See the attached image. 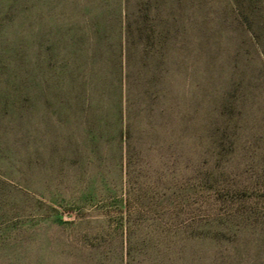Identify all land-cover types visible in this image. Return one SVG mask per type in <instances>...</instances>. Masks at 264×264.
<instances>
[{"label": "rangeland", "instance_id": "1", "mask_svg": "<svg viewBox=\"0 0 264 264\" xmlns=\"http://www.w3.org/2000/svg\"><path fill=\"white\" fill-rule=\"evenodd\" d=\"M0 264H264V0H0Z\"/></svg>", "mask_w": 264, "mask_h": 264}]
</instances>
